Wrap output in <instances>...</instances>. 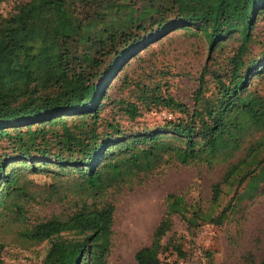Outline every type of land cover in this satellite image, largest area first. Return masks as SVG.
Wrapping results in <instances>:
<instances>
[{"label":"trees","instance_id":"obj_1","mask_svg":"<svg viewBox=\"0 0 264 264\" xmlns=\"http://www.w3.org/2000/svg\"><path fill=\"white\" fill-rule=\"evenodd\" d=\"M11 10L0 14V140L10 151L0 154V225L11 218L15 241L25 247L46 243L39 264H107L110 194L131 190L170 163L226 164L210 187L213 206L221 185L246 181L233 193L237 202L264 193V91L254 88L264 81V54L252 55L261 44L253 28L264 0H21ZM175 30L201 38L208 53L191 105L136 86V102L169 115L164 126L126 136L117 123L103 121L99 129L107 81L139 50ZM117 103L135 119V103ZM12 163L33 173L53 166L51 193L71 195L72 210L38 222H28L21 207L6 215L4 200L17 176L7 170ZM69 172L76 176L67 183L61 177ZM229 209L226 203L213 216L166 194L148 243L133 254L135 264H160L173 216L192 229L197 222L220 224ZM173 249L180 254L179 246ZM243 261L254 263L251 254ZM257 264H264V251Z\"/></svg>","mask_w":264,"mask_h":264},{"label":"rangeland","instance_id":"obj_2","mask_svg":"<svg viewBox=\"0 0 264 264\" xmlns=\"http://www.w3.org/2000/svg\"><path fill=\"white\" fill-rule=\"evenodd\" d=\"M19 1L5 0L0 4V14L7 16ZM253 34L261 42L252 49V55L257 58L260 53L264 54V13L256 17ZM207 54L205 42L187 30L169 32L139 50L107 81L99 129L103 128V121L117 123L124 136L160 129L168 117H164L156 106L145 107L136 102V86L139 89L143 87L147 95L170 96L190 106ZM123 78H126L125 84L121 82ZM206 83L210 89L209 79ZM254 88L263 92L264 81L258 82ZM118 100L137 105L138 113L134 120H129L121 112ZM7 147V142L0 140V154L9 155ZM34 160L40 161L32 158ZM225 168L226 164L206 167L198 163H170L155 170L131 190L110 194L114 212L107 264H135L133 254L148 243L151 231L161 216L164 196L168 193L183 196L189 204L202 212L211 211L213 216L226 203H229L230 209L220 224L197 222L192 229H187L180 218L173 216L171 230L162 240L170 246L160 255V264H247L243 261L247 254H251L253 264H257L264 251V193L251 200L237 202L232 198L233 193L236 191L239 195L246 181L238 187L221 185L218 205H211L210 187L220 181ZM9 169H13L17 176L4 200L3 212L6 215L14 216L16 209L21 207L28 222H38L50 216H64L72 210L71 200L74 198L71 195L66 192L64 196L51 193L50 185L55 179L53 166H48L47 172L36 173L17 163L9 165ZM75 176L70 172L64 173L61 179L70 183ZM259 186L264 187V183ZM65 187L61 188L65 190ZM12 221L10 218L0 225V242H4L0 249L1 264H39L47 244L25 247L16 242L18 226ZM173 246L180 247V254L174 251Z\"/></svg>","mask_w":264,"mask_h":264},{"label":"built area","instance_id":"obj_3","mask_svg":"<svg viewBox=\"0 0 264 264\" xmlns=\"http://www.w3.org/2000/svg\"><path fill=\"white\" fill-rule=\"evenodd\" d=\"M166 116L169 118V115H164V117H166Z\"/></svg>","mask_w":264,"mask_h":264}]
</instances>
